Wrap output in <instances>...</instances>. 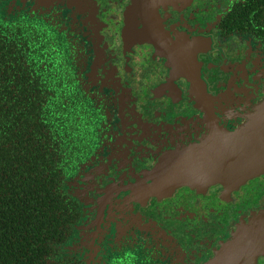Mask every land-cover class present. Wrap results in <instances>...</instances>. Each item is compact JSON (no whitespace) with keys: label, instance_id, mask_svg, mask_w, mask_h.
Returning <instances> with one entry per match:
<instances>
[{"label":"flooded vegetation","instance_id":"af4514ba","mask_svg":"<svg viewBox=\"0 0 264 264\" xmlns=\"http://www.w3.org/2000/svg\"><path fill=\"white\" fill-rule=\"evenodd\" d=\"M0 21L67 48L87 106L62 264H264V173L232 186L157 178L160 161L250 119L264 0H0Z\"/></svg>","mask_w":264,"mask_h":264},{"label":"trees","instance_id":"16d2710c","mask_svg":"<svg viewBox=\"0 0 264 264\" xmlns=\"http://www.w3.org/2000/svg\"><path fill=\"white\" fill-rule=\"evenodd\" d=\"M29 34L0 21V264H62L64 182L93 136L67 48Z\"/></svg>","mask_w":264,"mask_h":264},{"label":"water","instance_id":"95a60500","mask_svg":"<svg viewBox=\"0 0 264 264\" xmlns=\"http://www.w3.org/2000/svg\"><path fill=\"white\" fill-rule=\"evenodd\" d=\"M249 117L234 130L216 129L222 136L219 140L206 138L160 161L158 180L161 184L177 180L232 186L264 173V90Z\"/></svg>","mask_w":264,"mask_h":264}]
</instances>
